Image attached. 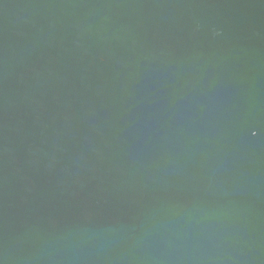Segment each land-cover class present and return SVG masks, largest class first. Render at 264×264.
Wrapping results in <instances>:
<instances>
[{
    "label": "water",
    "instance_id": "1",
    "mask_svg": "<svg viewBox=\"0 0 264 264\" xmlns=\"http://www.w3.org/2000/svg\"><path fill=\"white\" fill-rule=\"evenodd\" d=\"M0 264H264V0H0Z\"/></svg>",
    "mask_w": 264,
    "mask_h": 264
}]
</instances>
